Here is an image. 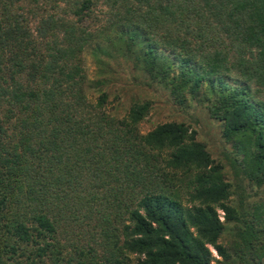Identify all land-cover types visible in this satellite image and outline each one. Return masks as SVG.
I'll list each match as a JSON object with an SVG mask.
<instances>
[{"label": "trees", "instance_id": "16d2710c", "mask_svg": "<svg viewBox=\"0 0 264 264\" xmlns=\"http://www.w3.org/2000/svg\"><path fill=\"white\" fill-rule=\"evenodd\" d=\"M18 1L0 0V264H261L264 209L235 204L197 132L142 134L151 102L121 119L105 90L95 105L81 58L114 32L180 106L204 90L240 188L263 186L264 0H77L78 22L41 16L34 34ZM105 5L101 30L78 24Z\"/></svg>", "mask_w": 264, "mask_h": 264}, {"label": "rangeland", "instance_id": "374dc122", "mask_svg": "<svg viewBox=\"0 0 264 264\" xmlns=\"http://www.w3.org/2000/svg\"><path fill=\"white\" fill-rule=\"evenodd\" d=\"M76 3L77 0H19L17 6L19 13L24 16L23 26L33 33L37 30L41 16L56 15L57 18L60 16L68 22H78V17L74 14ZM109 10L106 5L94 7L91 12L92 18L85 16L78 24L88 31L101 30ZM114 34L103 31V35L100 36L99 33L97 39L90 41L83 51L81 63L87 76V92L90 100L96 105L105 90L110 95L106 109L119 119L127 115L134 104L151 102L152 111L140 124L142 134H147L164 123L177 122L190 126L191 130L197 132L198 141L206 145L212 158L224 167V173L233 183L236 194L235 204L242 202L243 207L249 212H253L257 206L264 209V185L258 186L246 181L243 188H240L241 181L232 166L237 158V152L233 144L223 136V123L211 116L207 107L208 101L202 98L205 91L203 90L196 100L189 98L186 106H180L174 101L168 88L147 77L136 58V53L124 44L112 46L114 45L112 40H115ZM232 80L229 82L236 84ZM99 82H105L106 86L101 87ZM219 213L221 220L224 221V212L219 211ZM239 240L227 230L220 242L228 248L229 253L235 254L237 251L234 245ZM211 250L216 260H222L214 248L211 247ZM237 263L247 264L241 261ZM261 264H264V260Z\"/></svg>", "mask_w": 264, "mask_h": 264}]
</instances>
